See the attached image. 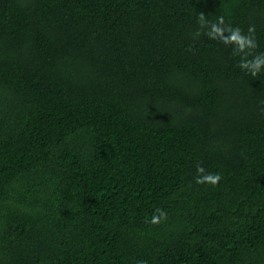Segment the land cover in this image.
Returning <instances> with one entry per match:
<instances>
[{
    "label": "trees",
    "instance_id": "obj_1",
    "mask_svg": "<svg viewBox=\"0 0 264 264\" xmlns=\"http://www.w3.org/2000/svg\"><path fill=\"white\" fill-rule=\"evenodd\" d=\"M260 54L264 0H0V264H264Z\"/></svg>",
    "mask_w": 264,
    "mask_h": 264
},
{
    "label": "clouds",
    "instance_id": "obj_2",
    "mask_svg": "<svg viewBox=\"0 0 264 264\" xmlns=\"http://www.w3.org/2000/svg\"><path fill=\"white\" fill-rule=\"evenodd\" d=\"M222 19V18H221ZM202 23L204 21H201ZM222 31V29L218 26V24L216 23H211V28L209 30V35H216L217 33H220ZM239 29L234 30L233 34L231 35V37H229L230 39L236 40L239 43V48L243 49L245 47V44L248 45H253L254 41H252L250 38L247 37H242L239 34ZM261 64H264V54H260L257 55L253 60L248 61V60H242L241 61V67H251L253 69V72L259 70ZM197 171L204 173V169L202 165H198L197 166ZM220 179L219 173H205L204 175L201 176H197L196 180L197 182H211L213 184H215L218 180ZM153 221L157 220L158 217L153 216ZM136 264H146L145 261L143 260H138L136 261Z\"/></svg>",
    "mask_w": 264,
    "mask_h": 264
}]
</instances>
